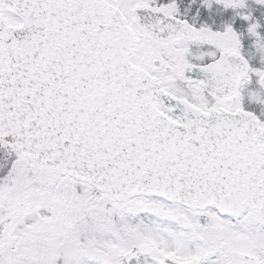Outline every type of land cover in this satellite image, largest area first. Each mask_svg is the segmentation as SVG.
Segmentation results:
<instances>
[{
  "label": "snow or ice",
  "instance_id": "6c2138e0",
  "mask_svg": "<svg viewBox=\"0 0 264 264\" xmlns=\"http://www.w3.org/2000/svg\"><path fill=\"white\" fill-rule=\"evenodd\" d=\"M0 264H264V0H0Z\"/></svg>",
  "mask_w": 264,
  "mask_h": 264
}]
</instances>
